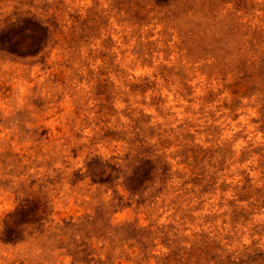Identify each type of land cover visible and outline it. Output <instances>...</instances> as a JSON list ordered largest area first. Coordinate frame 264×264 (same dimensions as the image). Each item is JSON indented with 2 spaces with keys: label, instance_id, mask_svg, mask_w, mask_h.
<instances>
[{
  "label": "rangeland",
  "instance_id": "374dc122",
  "mask_svg": "<svg viewBox=\"0 0 264 264\" xmlns=\"http://www.w3.org/2000/svg\"><path fill=\"white\" fill-rule=\"evenodd\" d=\"M0 264H264V0H0Z\"/></svg>",
  "mask_w": 264,
  "mask_h": 264
}]
</instances>
